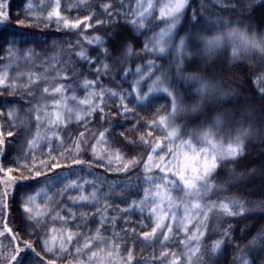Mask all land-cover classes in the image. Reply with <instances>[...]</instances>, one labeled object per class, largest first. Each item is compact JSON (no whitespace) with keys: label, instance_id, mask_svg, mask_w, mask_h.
Listing matches in <instances>:
<instances>
[{"label":"snow or ice","instance_id":"obj_1","mask_svg":"<svg viewBox=\"0 0 264 264\" xmlns=\"http://www.w3.org/2000/svg\"><path fill=\"white\" fill-rule=\"evenodd\" d=\"M84 0H81L83 3ZM195 0H167L163 3L159 10L157 20L165 23V27L159 32H153L151 37H147L141 44L139 35H144V31L148 29L145 24L146 17L152 15V10L155 7L153 0H137V10L134 11V19L131 23L137 29L138 35L130 31H125L113 27L111 32L106 33L107 40L104 37L94 36L88 40L89 44L96 43L97 45L106 44L103 49V55L106 58L113 60L112 66H121L125 59H132L136 48H140V55H136V59H143L144 55L164 56L168 53H174L176 59L174 61L176 71L171 72V65L167 71H161L156 75L152 69L156 68L154 61L149 60L145 65H138L135 75L138 77L132 86V91L137 93V101L147 102L149 105L153 103L150 99L153 93H164L170 98V111L164 115L158 116L150 122L149 127L159 124L166 135L164 141L175 143L179 140L178 149H191V154L187 151L182 153L183 162L177 160V168L174 170L168 164L161 167L153 159V153L160 149L161 141L157 140L151 146V151L148 153V160L144 162L145 172H149L153 166L159 168L166 175L163 178L162 184L156 182V178L146 175L145 182L155 185V190L151 188L144 189V196L139 201L135 200L129 205V209L135 207L144 211L150 206V215L153 217L154 226L150 232L142 231L141 235L144 240L154 238L158 232L167 228L168 231L162 232L163 241L161 245L170 239V233L173 231L171 224H166L165 220L169 213L172 212L174 200L172 192L168 187L182 193L175 201V206H183L184 218L180 221L184 225L182 229L187 235L191 229L188 224H191L193 219L198 220L196 231L191 235H187V240H182L180 243L184 245L187 251L181 255L172 254L169 264H184L187 258L188 264H192L195 257L197 260L207 258L209 264H221L219 257L221 253L226 251V247L231 245L234 240L246 241L242 245H234L233 259L230 264H264V199L251 202L246 196L236 197L229 202L223 200L204 202L205 198L218 188L226 186H235L238 189L255 185V192L259 196L264 197V64H258L254 68L244 69L243 65H232L229 60H237L242 53L258 52L261 60H264V7L259 12L253 6L256 0H214L216 4L221 5L220 8L209 9L204 0L193 6ZM59 0H55L54 6L48 12L46 19L52 20L56 18L57 24H63L65 29H79L81 27L87 29L91 27L90 20L94 17L85 16L83 20H71L63 17L60 11ZM111 4H104L103 9L111 19L110 9ZM25 8L28 12L33 9L31 0H27ZM191 8V13L188 9ZM213 11L217 13L213 22ZM227 12V18L219 15V13ZM235 16V20L232 17ZM183 18V19H182ZM10 4L8 0H0V24L11 23ZM27 16L21 18L20 15L15 17L18 25H25ZM42 22V21H41ZM223 22V24H233L227 31H221L214 35H206L214 27ZM102 24L103 21H97ZM180 25L178 28L177 26ZM249 29L255 31L249 32ZM183 33V34H181ZM12 40H5V43L14 45L19 37V42L27 44L28 41L24 38V34L20 32L11 33ZM231 44V55L228 58L221 59L219 49L224 48L227 44ZM9 55H13L12 48H8ZM32 49H26L23 52L25 57L34 55ZM215 54V58L213 55ZM77 55L91 64L93 59L86 55L82 49ZM98 59V57H97ZM147 67V71H144ZM105 72L110 69V65L104 64ZM187 69V71H186ZM100 69H97L99 72ZM125 69V74H127ZM237 71L240 75L237 76ZM6 74H0V86L5 84ZM255 77V81L252 77ZM153 77H155L153 79ZM142 81H150L147 85V91H144L140 86ZM15 83V82H13ZM94 81H84L87 87L93 84ZM257 83L259 92L252 91V96L248 95L246 87L251 89V84ZM194 86V87H193ZM27 87V86H26ZM64 85H58L51 89V92L56 94L52 98L53 111H47L45 106L43 116L39 113L41 108H36L37 122L46 120L49 125L58 126L75 113L76 119H81V113L76 112L73 108H69L67 101L69 97L64 96ZM45 94L49 93V88L43 89ZM10 95L12 93H9ZM104 91L99 93L101 105L103 103ZM112 96L116 93L112 92ZM29 95L31 91L29 90ZM90 96H95V93H90ZM56 96L60 98L57 99ZM256 97L261 103L258 108L251 107L252 97ZM71 99L75 100L73 96ZM124 97L121 96V101ZM185 100H192L191 105H186ZM80 104L89 106V114L94 112L97 107L103 111L101 105H94L89 99L80 101ZM15 108L10 109L7 113L9 120L14 119ZM132 109L124 106V114L131 112ZM68 114V116L65 115ZM255 118V125H253ZM103 119V117H101ZM180 123H177V121ZM247 123L248 127H244ZM239 125V127H233ZM21 126L23 121H21ZM15 124L10 123L9 130L4 131L0 127V155L11 157L13 145L16 142L20 133L13 131L16 128ZM39 129V123L37 124ZM100 133L101 140L105 136V132ZM233 131L235 134L233 135ZM223 133V135H221ZM81 133V137H83ZM121 133V136H124ZM153 133L149 131L148 136ZM31 138H28V137ZM224 136H227V144L225 146ZM187 137V138H184ZM45 137L37 131L35 134L25 132L26 149H23L22 155L12 157L9 163L12 167H6L0 163V185L4 190L0 193V202L4 210L9 209V192L8 188L17 186L20 188V207L27 214L29 220H36L39 223V217L44 215L36 206L37 197L44 193L48 201L52 197L48 196L47 187L54 186L53 177L56 181H62L67 177L57 176L56 169L65 167L55 157H52L54 149L49 147L47 157L37 160L34 149L40 145V142ZM51 141V137H47ZM56 139H60L59 136ZM140 141L148 145L150 141L143 135ZM131 143H135L132 141ZM198 145H204L198 147ZM255 153L253 158H249L251 153ZM81 150L80 142L76 143V151L79 154ZM95 154V145H93ZM29 152L32 153L31 161L28 160ZM167 155L179 156L181 153H173L171 147L168 148ZM102 159V157H97ZM163 162L166 159L165 155L159 157ZM21 161H24L21 163ZM75 165H82L84 161L73 159ZM140 160L136 157L125 159V156L119 150L115 154H109L107 157V165L111 167L116 165L115 171L128 172L131 168L138 166ZM225 165L232 167L225 169ZM171 172L178 180H170L167 173ZM51 173V175H49ZM224 178L213 182L214 177L222 176ZM257 179L259 183L256 184ZM43 180V184L41 181ZM87 183V182H85ZM83 185L78 180H70L60 190L61 195L74 189H82ZM253 193H249L251 195ZM14 195V193H13ZM75 203L79 201L96 200L97 193L93 191L89 195H79V197H70ZM167 201L168 210H165L163 205ZM47 204V202H46ZM50 207V205H47ZM129 209H124L127 212ZM238 209V211H237ZM107 209H105L106 211ZM218 215L234 218L236 224L239 225L242 220H253V224H244L240 227V235H236V228L232 225L224 227L220 226V230L213 235L216 237L211 240L210 244L202 246V240L209 239L205 231H201L203 227L207 229L210 224L211 215ZM99 214V213H98ZM59 216V214H57ZM63 219V217H60ZM172 219H176V215L172 213ZM105 221L101 219V224ZM115 223V219L113 220ZM259 224V227H257ZM255 229V232H253ZM55 231V230H50ZM127 234V230H124ZM12 236V243L15 245L9 249L7 256L0 257L6 261V264H34L31 256L25 257L24 253L30 250L36 257L40 258L39 264H43V257L40 252L36 251V247L27 241L21 247L17 241L18 234L12 233V230L5 226V231L0 232V236L5 233ZM100 229H97V233ZM31 235V233H29ZM79 233H73L70 230L61 232L59 236L53 235L50 240L43 241V251L53 252L56 248V241L59 242V252L62 254L68 252L67 245L74 240H79ZM250 237V239H248ZM100 239L98 236L85 238L82 245L75 248V255L72 264H133V249L127 250V257L120 255L122 249L119 243H108L100 240L103 246H97L93 240ZM95 248L96 250H93ZM153 259H157L153 257ZM160 261L168 259V252L160 253ZM47 264H56L55 259H51Z\"/></svg>","mask_w":264,"mask_h":264},{"label":"rangeland","instance_id":"obj_2","mask_svg":"<svg viewBox=\"0 0 264 264\" xmlns=\"http://www.w3.org/2000/svg\"><path fill=\"white\" fill-rule=\"evenodd\" d=\"M113 1L115 2L116 7L113 6L111 8V16L120 18L119 20L122 22L125 31H130L133 34L138 35L137 29L131 23V20L135 18L133 13L137 10V0ZM31 2L33 4V9L31 12H28L25 8L27 0H11L10 5L15 17L17 15H20L21 18L27 16L28 19L26 21H48L46 17L48 12L54 6L55 0H31ZM165 2H167V0H153L155 7L152 10V15L145 19L147 28L151 30H141L144 31V35H139L141 44L147 37H151L153 32H159L161 28L166 26L163 21L157 20L156 18L159 16L160 7ZM199 2L200 0H195L193 6H196ZM204 2L208 5L209 9L221 7V5L216 4L214 0H204ZM59 3L61 5L60 11L63 17L71 20H75V18L83 20V17L85 16L93 17L92 7H97L98 0H84L83 3H81V0H59ZM253 6L256 8L257 12H259V10L264 7V0H256ZM188 13H191V8L188 9ZM216 15L217 13L213 11V22ZM219 15H221V13H219ZM232 19L235 20V16H233ZM48 22L55 26H63L62 23L59 25L57 24L55 17ZM233 26L234 25L231 23L223 24V22H221L206 35L211 36L221 31H227L228 28ZM177 27L179 28L180 25ZM252 31L255 30L249 29L250 33ZM9 35L11 34L7 30L1 37V41L4 42L5 46L0 57V74H6V76L5 84L0 86V90L5 91L9 96L19 94L20 99L17 103L7 102L4 104L3 102L2 105H0V123L7 130H9L10 123L15 124L17 127L12 130L20 133L14 143L12 157L22 155V150L27 148L25 143V132L35 134L39 131L45 139L40 142L37 149L32 150L34 151L37 160L50 158L47 157L49 147L54 149L52 155L68 154L70 159H75L83 153L88 152L95 168L103 167L104 169L115 173L132 175L131 177L122 180L118 179L110 181L109 187L108 185L106 187L105 185L95 184L92 180L93 176L90 175V173L67 171L65 173L57 174V176L67 177V179L56 181L55 177H53L54 186L47 187L48 196L52 197L50 201H48L44 193H41L37 197L36 206H38L39 211L44 213V215L39 217V223H37L36 220H29L27 214L23 212L20 207L21 191H18L15 200L20 220L19 225L21 224L17 238L20 246L22 247L25 241L32 243L36 247V251L41 253L43 259L47 261L55 259L56 264H65L67 262L72 264L75 255V248L78 245H82L85 242V238H92L95 236L100 238L93 240V243L97 246H103L100 243L101 239L108 243H119L122 249L120 255L125 258L127 257V250L130 249V245H128L126 240L141 243L145 252L140 257L133 255V264H161L159 258L162 251L168 252V259L164 260L163 264H169L173 253H176L177 255L185 253L187 249L180 242L182 240L186 241L187 235H191L192 232L196 231L198 220L193 219L191 224H188V228L191 229V231L186 235L182 230L184 225L180 223L184 218L183 206H175V201L178 197L183 195L182 193L177 192L175 189L171 188V186L168 187V190L171 191L173 195L174 206L172 212H170L166 218L165 223L171 224L173 226V231L170 233V239L165 242L164 246L161 245V242L164 239L162 232L168 231L167 228L162 229L158 232L156 237L148 240H144L141 235L142 231L150 232L151 228L154 226L153 217L150 215V206L146 207L143 212L135 207L129 209V205H131L134 200L139 202L143 198L145 188L155 190L154 184L145 182L146 175L153 176L156 178V182L161 184L166 175L155 166H153L147 173L144 169V162L148 160V153L151 151V146L155 144L157 140L161 141L163 152H161L160 149H157V151L153 153V159L157 164H160L161 167L168 164L176 170L177 160L183 162L182 153L187 151L191 154V149L177 148L180 144L179 140L175 141L174 144L164 141L166 133L159 124L153 125L151 128L149 127L151 121L170 111V98L164 93H153L150 97L153 103L149 105L147 102L137 101V93L131 90L133 84L138 79L135 75L137 66L145 65L149 60L154 61L157 66L152 69L156 75H159L161 71H167L170 65L171 72L175 73L176 68L174 61L176 57L174 53L170 52L162 57L144 55L143 59H136L135 51L132 59H125L121 66H112L113 60L106 58L103 55V49L106 44L97 45L96 43H88L90 38L98 35L92 33L90 28H87L82 33L83 44L78 53L83 49L86 55L93 59V62L89 64L78 56L80 66L77 69L75 77L70 79L64 78L58 73H52L49 71V69L45 67L47 65L45 59L40 60L35 54L30 57H25L23 55L24 50L32 48L19 42L18 39L14 45L5 43L6 39L8 41L12 40L13 37ZM104 38L106 41L107 37ZM10 47L14 53L11 56L8 51H6ZM231 48L232 45L229 43L224 48L219 49V53L224 54L228 58L231 55ZM137 49L140 52V48L137 47ZM240 57H246L249 59L253 58L262 62V64L264 63V60H261V56L258 52L242 53ZM104 64L110 65V69L107 72H105L103 68ZM97 69H100V71L97 72ZM125 69L128 70L127 74H125ZM147 70V67H144V71ZM154 78L155 77H153V79ZM85 80L94 81V83L86 87L84 85ZM253 81H255V77ZM148 83H150V81L141 82L140 86L144 91H147ZM254 84L259 92L258 84ZM58 85L65 86L63 95L69 97L67 101L68 107L73 108L76 112H80L81 119L78 121L75 113H73L58 126L49 125L46 120L37 122L35 119L37 115L36 108L39 107L42 109L39 113L42 116L45 106L49 112L54 110L52 98L56 94L52 93L51 89ZM45 87L49 88L48 94L43 92ZM29 90L31 91V95H29ZM101 91H104L105 93L102 105L99 96ZM112 92H115L116 95L112 96ZM9 93L12 94L10 95ZM90 93H95L96 95L90 96ZM73 96L76 97L75 100L71 99ZM121 96L124 97L123 101H121ZM56 98L59 99L60 97L56 96ZM86 98L94 105H101L103 111L101 112L100 108L97 107L94 112L89 114V106L87 104H80V101ZM184 103L186 105H191L192 100H185ZM125 105L132 109V111L124 114ZM13 108H15L16 111L13 114L14 119L10 121L7 113ZM65 115L68 116L67 113H65ZM101 117H103V119H101ZM21 121H23L24 126H21ZM38 123L39 129L37 128ZM177 123H180V121L178 120ZM233 127H239V125ZM244 127H248V124L245 123ZM105 130L107 131L105 132L104 138L101 140L100 133ZM149 131L153 133L151 137L148 136ZM81 133L84 134L83 137H81ZM121 133H124L125 135L121 136ZM234 134L235 132L233 131V135ZM142 135L150 141L148 145H145L140 141ZM221 135H223V133H221ZM57 136H59L60 139H56ZM47 137H51V141H49ZM28 138L31 137L29 136ZM132 141H135V143H131ZM77 142H80L81 144L79 154L76 151ZM224 143L226 146L227 136H224ZM93 145H95V154L93 151ZM202 146L204 145H198V147ZM169 147L173 149V153L179 152L181 155H167ZM117 150L125 156V159L136 157L140 160V163L126 173L115 171V164L111 167L107 165V157L109 154H115ZM249 151L251 153V149ZM161 155L166 156V159L163 162L159 159ZM97 157H102V159H98ZM31 159L32 153L29 152L28 160L31 161ZM23 162L24 161H21V163ZM10 165L11 167L13 166L12 164ZM230 167H232V165L224 166L225 169ZM92 174L95 175L94 172H92ZM224 175H226V173L222 174V176L214 177L213 182L223 179ZM167 176L170 180H178V178L173 176L171 172L167 173ZM70 180H78L79 183L83 185V188L70 190L61 195L60 190ZM43 183L44 182L42 181L41 184ZM228 187L230 186L218 188L216 191L210 193L205 198L204 202L207 203L209 201L222 200L219 198L218 194L226 190ZM93 191L97 193L96 200L90 199L88 201H79L77 199L74 203L73 200L70 199V197L78 198L81 194L87 196ZM1 204L2 202H0V210L3 208ZM47 205H50V207ZM163 207L165 210H168L167 201H165ZM105 209L107 210L105 211ZM124 209L129 210L125 212L123 211ZM173 212L176 215L175 220L172 219ZM57 214H59V216ZM81 214H86L83 219H92L90 225H86V223L82 221ZM60 217H63V219H60ZM223 217L226 216L213 213L209 222L210 226L207 229L203 227L200 228V230L205 231L206 236L209 237V239L202 240V246L210 244L211 240L216 238L213 233L218 232L221 225L224 227L228 226L226 222L223 221ZM101 219L105 221L103 224H101ZM114 219L115 223H113ZM5 226L11 229L12 233H15L14 226L11 225V222L7 220L4 214L3 219H0V232L5 231ZM97 229H100L99 233H97ZM66 230L80 234L78 241L74 240L71 244L67 245L68 252L62 254L59 252L58 240L55 242L56 248H54L53 252L43 251L44 240H50V237L53 235L59 236L61 232H65ZM124 230H127V234H125ZM29 233H31V235H29ZM11 241L12 236L7 232L4 236H0V244L2 245L8 244L10 246L13 244ZM93 250L96 249L93 248ZM26 252L29 253L25 254V257L31 256L34 264H39V261L37 260L38 257H36L30 250ZM233 253L234 245L231 244L226 247V251L221 253L219 257L221 264H224L226 260L231 262L233 259ZM4 256L5 254H0V257ZM153 257H156L157 259L154 260ZM0 264H6V261L0 259ZM91 264H96V262H91ZM184 264H188L187 258H185ZM192 264H209V262L206 257L204 260H197L194 257Z\"/></svg>","mask_w":264,"mask_h":264},{"label":"trees","instance_id":"obj_3","mask_svg":"<svg viewBox=\"0 0 264 264\" xmlns=\"http://www.w3.org/2000/svg\"><path fill=\"white\" fill-rule=\"evenodd\" d=\"M11 0H8V3L10 4ZM104 4H111L114 7H116V4L113 0H98L97 7H92L93 10V19L90 20L91 32L100 36V37H106V33L111 32L113 30V27L116 26L119 29L124 30V26L122 25V22L119 20L120 18H115L111 16V19L108 18V14L104 11L103 5ZM111 11V9H110ZM10 13H11V23L10 24H0V57L3 53L4 49V42L1 41L2 34L5 33V31H9L10 34L15 32H20L24 34V38L28 41L27 46L31 47L33 49V52L35 53L36 57L40 60L45 59V63L47 64L45 67L49 69L52 73H58L59 75L63 76L64 78H70L73 79L75 77V74L77 72L78 67L80 66V61L78 59V51L81 48L83 44L82 40V33L86 30L85 28L81 27L79 29H65L63 26H55L51 24L50 22L46 21H37V20H29L25 22V25H18L15 21V15L13 13V9H11L10 5ZM86 14V13H85ZM221 15L225 18L228 17L227 12L221 13ZM78 18H75V20ZM97 21H103L102 24H98ZM12 36V35H9ZM19 40V37H17ZM141 53L136 48V55H140ZM219 56L221 59L227 58L222 53H219ZM213 58H215V54L213 55ZM232 65H243L244 69L254 68L258 64H262V62H259L256 59L253 58H246V57H240L237 60H229L228 61ZM264 64V63H263ZM241 73L240 71H237L236 75L239 76ZM254 79V76L252 77V80ZM246 87V91H248V95L252 96V91H257L255 84H251V89H248V86ZM20 99V95H14L9 96L5 93V91L0 90V105L4 102H15L17 103ZM260 101L256 99V97H252V104L251 107L258 108L260 106ZM253 125H255V118H253ZM0 127L3 128V130L6 132L7 129L4 128V126L0 123ZM8 131V130H7ZM65 136V135H64ZM14 149V145L12 146ZM13 151L11 154V157H5L3 155H0V163L4 164L6 167H11L9 160L12 158ZM255 153H251L250 159L253 158ZM52 157H55L62 165H65V167H62L60 169H56V175L65 173L67 171H76L79 173L85 172L90 173V175L93 176V182L98 185H105L109 187V182L113 180H122L125 178H129L132 175L130 174H119L115 173L109 170L104 169L103 167L95 168L94 163L92 162L88 152L83 153L79 157H76L75 159H79L84 161L82 165H75L72 163L73 159H70L68 157V154H57L52 155ZM92 172L95 173V175L92 174ZM51 175V173L49 174ZM2 176V174H0ZM43 181V180H42ZM41 181V182H42ZM259 183V180L257 179L256 184ZM20 188L17 186H12L8 188L9 192V204L10 207L7 210H0V219H3L4 214L8 221L11 222V225L15 228V233L19 235V216L17 212V206H16V200L15 197L17 196V193ZM4 190L3 186L0 185V193H2ZM14 193V195H13ZM249 193H253L249 195ZM219 198L223 201H230L233 198L246 196L247 199L251 202H255L261 199H264V197L259 196L258 193L255 192V185H249V187L238 189L235 186H230L226 188V190L222 191L218 194ZM2 206V204H1ZM17 213V215H16ZM82 221L86 223V225H90L92 219H83L86 214H81ZM223 221L226 222L227 225H232L236 228V235H240V227H242L244 224H253V220H242L240 221V224H236V220L234 218L230 217H223ZM257 227H259V224H257ZM17 229V230H16ZM253 232H255V229H253ZM18 238V237H17ZM250 239V237H248ZM128 245H130V249H133V255L140 257L144 254V248L143 245L139 242H134L131 240H126ZM246 241L244 240H234L232 242V245L240 244L242 245ZM15 245H8V244H0V254H5L7 256L9 249L13 248ZM29 252H25L27 254ZM38 261H40V258H37ZM5 261V260H4ZM37 261V262H38ZM47 260L43 259V264H47ZM39 263V262H38ZM65 264H70L69 262ZM224 264H230L229 260H226Z\"/></svg>","mask_w":264,"mask_h":264}]
</instances>
